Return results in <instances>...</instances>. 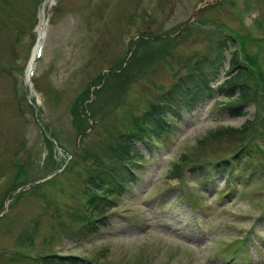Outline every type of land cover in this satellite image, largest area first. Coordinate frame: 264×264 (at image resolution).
Returning a JSON list of instances; mask_svg holds the SVG:
<instances>
[{
    "label": "rangeland",
    "instance_id": "obj_1",
    "mask_svg": "<svg viewBox=\"0 0 264 264\" xmlns=\"http://www.w3.org/2000/svg\"><path fill=\"white\" fill-rule=\"evenodd\" d=\"M205 1L0 0V213L8 203L0 214V264H32L47 252L77 254L78 264H264V94L245 105V115L224 110L220 91L184 112L152 152L142 147L138 179L109 201L106 224L88 220V176L97 161L107 160L116 133L129 128L128 116L141 115L191 63L214 54L221 33L234 37L231 48L245 67L242 80L250 89L262 87L248 56L264 67V0H210L192 14ZM40 13L48 23L33 72L38 110L26 67L38 32L31 25ZM133 34L155 41L149 47L140 39L125 73L108 74L130 55ZM167 35L173 37L167 49L150 59L147 50H159L158 36ZM227 65L212 84L222 80ZM104 79L109 84L94 95ZM79 115L85 118L80 135ZM246 117L256 123L234 130ZM251 135V154L238 165L229 162L239 174L230 185L224 173L204 179L192 169L179 179L168 170L181 156H231ZM241 150L235 160L247 148ZM53 170L48 179L12 194L20 179ZM175 185L179 189L170 188ZM228 187L237 189L223 196ZM204 202L211 204L206 213Z\"/></svg>",
    "mask_w": 264,
    "mask_h": 264
},
{
    "label": "trees",
    "instance_id": "obj_2",
    "mask_svg": "<svg viewBox=\"0 0 264 264\" xmlns=\"http://www.w3.org/2000/svg\"><path fill=\"white\" fill-rule=\"evenodd\" d=\"M173 38L170 35L158 38L161 40L159 50H147V54L151 53L150 59H153L156 55L163 53L167 47L165 45L169 43V39ZM140 39L150 47L155 39L149 37L140 36L138 38V44L135 45L128 57L126 63L121 65L118 71H109L108 74L113 76L121 75L125 73L127 64L129 65L135 56V50L139 45ZM164 40V41H163ZM164 44V46H163ZM235 44L234 37L231 32L221 33L217 37L214 54H206L201 56V60L197 63L190 64V71L186 72L183 76L178 75L176 81L172 83L161 94V99L156 102L150 101L147 104V109L136 117L128 116L131 119L129 128L124 131H119L117 134V141L115 140L114 146L111 148L107 160L97 161L96 168L88 176V187L91 186L92 195L90 197V205L93 209L94 215L93 221H98L105 216H102L103 211L106 209L105 205L109 203L107 195L117 192L121 193L126 190L129 183L135 182L138 179V167H142L143 163V151L142 148H146L150 153L155 148L154 143L158 138L163 136V133H168L175 129L174 122L183 117L184 112H192L201 102L206 98H210L214 95V92L220 91L225 98L222 102L224 110L232 116L243 115L247 112L244 110L245 105L252 101L257 100L258 96L264 94V72L259 68V65L252 59L250 61L255 68H251L255 76V81L262 84V87L256 89H250L248 84L242 80L241 72L245 67H240V62L236 57V50L231 48ZM153 45V44H152ZM165 49V50H164ZM228 62L227 67L223 70L226 77L221 81L220 85L213 86L210 82L215 80L222 71L225 62ZM134 68V67H133ZM134 69L132 70V72ZM105 81V79H104ZM109 84L108 80L101 84L100 87H94L95 92L104 90ZM89 88L86 89L85 98L89 97ZM84 90L80 93L76 100L83 95ZM75 100V102H76ZM82 104V100H81ZM79 105V106H78ZM89 106V104H87ZM80 103L74 105V110L80 108ZM84 116L80 115L76 117L78 126L76 129H84L82 127L84 122ZM264 119V118H262ZM255 119L246 117L240 126L235 127L236 131H243L250 126ZM255 130H257L255 128ZM52 133V130L50 131ZM249 140L245 138L241 139V144L234 151L233 154H239L242 148L246 147V153L239 157V162L242 161L245 154L250 153L251 147L247 146ZM243 137V136H242ZM46 141L48 138L44 135ZM247 138V137H246ZM187 156V155H186ZM186 156H181L179 163H182ZM194 159H189L194 164V172L198 175H203L204 179L213 178L214 174L224 172L228 169L227 160L225 158L219 159V157H205L200 155H193ZM215 159L219 160L216 161ZM72 161V160H71ZM70 161V162H71ZM142 162V161H141ZM174 162L170 166L171 172H179V164ZM238 162V164H239ZM72 164V163H70ZM192 167V166H191ZM97 191H101L98 193ZM100 214L99 217H96ZM90 220V217L88 218ZM94 222V223H95ZM105 219L101 223H105ZM92 223V224H94ZM91 224V227H92ZM93 228V227H92ZM32 264H78L80 263L79 257L74 255L58 256L57 254H46L39 259L31 260Z\"/></svg>",
    "mask_w": 264,
    "mask_h": 264
},
{
    "label": "bare ground",
    "instance_id": "obj_3",
    "mask_svg": "<svg viewBox=\"0 0 264 264\" xmlns=\"http://www.w3.org/2000/svg\"><path fill=\"white\" fill-rule=\"evenodd\" d=\"M46 23H47V19L43 16L42 13H40V23L37 27V31L40 37H43L44 35V29H45ZM40 43L41 41H39L38 46H40ZM31 66H33V63L30 61L28 67H31Z\"/></svg>",
    "mask_w": 264,
    "mask_h": 264
},
{
    "label": "water",
    "instance_id": "obj_4",
    "mask_svg": "<svg viewBox=\"0 0 264 264\" xmlns=\"http://www.w3.org/2000/svg\"><path fill=\"white\" fill-rule=\"evenodd\" d=\"M24 187V186H23Z\"/></svg>",
    "mask_w": 264,
    "mask_h": 264
}]
</instances>
